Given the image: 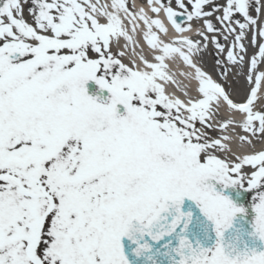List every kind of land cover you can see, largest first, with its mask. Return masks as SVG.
I'll return each instance as SVG.
<instances>
[{
  "label": "snow or ice",
  "instance_id": "snow-or-ice-1",
  "mask_svg": "<svg viewBox=\"0 0 264 264\" xmlns=\"http://www.w3.org/2000/svg\"><path fill=\"white\" fill-rule=\"evenodd\" d=\"M234 136L264 138V0H0V264H264Z\"/></svg>",
  "mask_w": 264,
  "mask_h": 264
},
{
  "label": "bare ground",
  "instance_id": "bare-ground-1",
  "mask_svg": "<svg viewBox=\"0 0 264 264\" xmlns=\"http://www.w3.org/2000/svg\"><path fill=\"white\" fill-rule=\"evenodd\" d=\"M135 2L140 5L143 3V0H135ZM252 50V49H251ZM251 50H249L251 52ZM202 58V54L197 57V62L201 64V66L208 71L210 74H212L214 72V70L212 68L207 67L206 64H204L201 61ZM214 59L216 60V58L214 57ZM181 68H183V65H180ZM229 67H231V65H229ZM176 67L173 66V71H176ZM184 71H187L188 69L183 68ZM239 73V74H237ZM213 75V74H212ZM213 77L215 79H217L218 81H220L221 83L224 82L223 77L221 76H216L213 75ZM177 78L179 80H182L184 83H187L188 81L184 80L183 77L181 76H177ZM226 87H230L232 90V95L234 99H242L244 97V95L247 93L248 90V84L245 80V76L243 71H241L238 68H233L232 71L229 73V77H228V84H226ZM236 89H241L244 90L246 89V91H241V92H237ZM173 88H169V91H173ZM226 114V113H225ZM239 131V129H238ZM231 147L233 148L234 151H236L238 154H244V153H250L256 150H260L261 148H264V138L260 139V140H256L253 139V143L252 145L246 144V143H241L238 138L233 139V142L231 144Z\"/></svg>",
  "mask_w": 264,
  "mask_h": 264
},
{
  "label": "rangeland",
  "instance_id": "rangeland-1",
  "mask_svg": "<svg viewBox=\"0 0 264 264\" xmlns=\"http://www.w3.org/2000/svg\"><path fill=\"white\" fill-rule=\"evenodd\" d=\"M230 40H231V38H230ZM230 40L229 41H224L226 47L230 43ZM249 50H251V48H249ZM214 57L216 58L215 49H214L213 46H210L208 51H205V52L202 53L201 61L204 64H206L207 67L212 68L214 70V72L212 73L213 75L220 76L219 75L220 69L216 65ZM236 91L237 92H241V91H246V89H244V90L236 89Z\"/></svg>",
  "mask_w": 264,
  "mask_h": 264
}]
</instances>
